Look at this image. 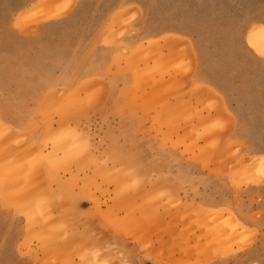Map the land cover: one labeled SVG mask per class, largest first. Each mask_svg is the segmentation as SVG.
<instances>
[{
	"label": "rangeland",
	"instance_id": "1",
	"mask_svg": "<svg viewBox=\"0 0 264 264\" xmlns=\"http://www.w3.org/2000/svg\"><path fill=\"white\" fill-rule=\"evenodd\" d=\"M257 27L264 0H0V264H264Z\"/></svg>",
	"mask_w": 264,
	"mask_h": 264
},
{
	"label": "bare ground",
	"instance_id": "2",
	"mask_svg": "<svg viewBox=\"0 0 264 264\" xmlns=\"http://www.w3.org/2000/svg\"><path fill=\"white\" fill-rule=\"evenodd\" d=\"M250 35H249V37H248V39L250 40V45H252V47L254 46L255 48H259L262 44H263V37H264V27H257V28H254L253 29V31L251 30V33H249ZM249 42V41H248ZM254 48V49H255ZM154 67H156V65H153ZM162 67V66H161ZM160 67V68H161ZM146 68V67H145ZM158 68V67H157ZM150 69V68H149ZM165 69V68H164ZM167 69V68H166ZM162 70H160V71H156V72H161ZM165 71V70H164ZM151 72V71H150ZM149 72V73H150ZM156 72H154V73H156ZM149 76V75H148ZM145 77V76H144ZM149 80V79H148ZM161 83V82H160ZM163 85V84H162ZM158 86V85H157ZM55 97V96H54ZM51 109V108H50ZM59 111H61V109L59 110ZM67 113V112H66ZM173 114V113H172ZM173 116V115H172ZM186 134H188V132L186 133ZM54 136H56V135H54ZM69 136V135H68ZM53 138V137H52ZM54 139V138H53ZM64 139V138H63ZM66 139V138H65ZM61 141V140H60ZM65 142L68 144H66L67 146H69L70 145V138L69 137H67V139L65 140V141H63L60 145L61 146H63V148H66V146H65ZM58 143V142H57ZM64 143V144H63ZM73 146V145H72ZM39 148V147H38ZM68 161H70V159L68 160ZM42 163V162H41ZM51 166H52V169H55V167H57L56 166V164L55 163H51ZM11 173H13V174H15L16 176H17V174L15 173V171H12ZM9 174L10 176V179H12V180H15V178H14V175H12V174ZM20 176H22V175H20ZM8 177V178H9ZM19 179L20 178H22V177H18ZM130 180V179H129ZM133 180V179H132ZM17 181V180H16ZM47 193V192H46ZM30 201H32V200H28V203H29V205H31V210L28 212V214H29V218H30V220H31V222L33 223V222H35L37 219H38V215H37V213L36 212H38L37 211V209H34V206L33 205H35L36 204V202H35V204H33L32 202H30ZM27 203V204H28ZM26 204V205H27ZM28 206V205H27ZM33 206V207H32ZM36 206V205H35ZM27 208V207H26ZM36 208V207H35ZM29 209V208H28ZM42 217V216H41ZM96 258V257H95ZM95 258H93V259H95ZM92 259V258H91ZM97 259V258H96ZM89 262H91V261H89ZM88 262V263H89ZM98 263V262H97ZM96 263V264H97Z\"/></svg>",
	"mask_w": 264,
	"mask_h": 264
}]
</instances>
